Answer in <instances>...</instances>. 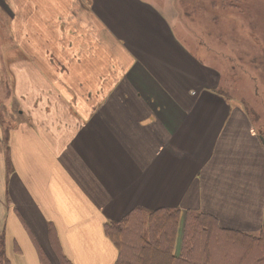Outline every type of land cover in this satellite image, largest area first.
Instances as JSON below:
<instances>
[{
    "label": "crops",
    "instance_id": "obj_1",
    "mask_svg": "<svg viewBox=\"0 0 264 264\" xmlns=\"http://www.w3.org/2000/svg\"><path fill=\"white\" fill-rule=\"evenodd\" d=\"M178 1L0 0L10 264H39L53 236L71 264H114L105 225L135 208L264 233L262 135L191 54Z\"/></svg>",
    "mask_w": 264,
    "mask_h": 264
},
{
    "label": "trees",
    "instance_id": "obj_2",
    "mask_svg": "<svg viewBox=\"0 0 264 264\" xmlns=\"http://www.w3.org/2000/svg\"><path fill=\"white\" fill-rule=\"evenodd\" d=\"M258 54L255 57L264 67V49ZM181 215L179 209L135 208L120 221L106 223L105 233L118 252L114 264H264L263 232L225 229L212 215L201 212ZM54 242L55 254L38 247L39 264H71L56 238ZM0 264H10L1 233Z\"/></svg>",
    "mask_w": 264,
    "mask_h": 264
},
{
    "label": "rangeland",
    "instance_id": "obj_3",
    "mask_svg": "<svg viewBox=\"0 0 264 264\" xmlns=\"http://www.w3.org/2000/svg\"><path fill=\"white\" fill-rule=\"evenodd\" d=\"M178 8L187 28L185 38L189 33L191 54L219 70L217 91L239 101L264 138V67L255 57L264 49V0H179ZM21 109L15 102L14 113ZM54 241V236L49 238L45 251L55 254Z\"/></svg>",
    "mask_w": 264,
    "mask_h": 264
},
{
    "label": "water",
    "instance_id": "obj_4",
    "mask_svg": "<svg viewBox=\"0 0 264 264\" xmlns=\"http://www.w3.org/2000/svg\"><path fill=\"white\" fill-rule=\"evenodd\" d=\"M260 140H261V142H262V144H263V146H264V139H263L262 136L260 137Z\"/></svg>",
    "mask_w": 264,
    "mask_h": 264
}]
</instances>
